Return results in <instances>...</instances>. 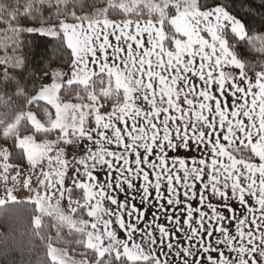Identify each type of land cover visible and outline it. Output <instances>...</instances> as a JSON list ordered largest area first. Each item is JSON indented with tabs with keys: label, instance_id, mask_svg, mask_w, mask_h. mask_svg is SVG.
I'll return each mask as SVG.
<instances>
[{
	"label": "snow or ice",
	"instance_id": "snow-or-ice-1",
	"mask_svg": "<svg viewBox=\"0 0 264 264\" xmlns=\"http://www.w3.org/2000/svg\"><path fill=\"white\" fill-rule=\"evenodd\" d=\"M255 28L264 0H0V160L28 191V264H264ZM18 202L5 186L0 212Z\"/></svg>",
	"mask_w": 264,
	"mask_h": 264
},
{
	"label": "trees",
	"instance_id": "trees-1",
	"mask_svg": "<svg viewBox=\"0 0 264 264\" xmlns=\"http://www.w3.org/2000/svg\"><path fill=\"white\" fill-rule=\"evenodd\" d=\"M251 34L264 35V29L255 28ZM8 35L10 36L11 34L9 33ZM257 46H259V41H257ZM245 52L249 59L257 58V54L252 52L250 48L246 47ZM3 53L4 51L0 50V56H2ZM46 82L50 83L51 81L48 80ZM72 102L76 101L73 100ZM8 161L9 164L18 166V161L14 158L10 157ZM80 195H82V193H80ZM18 201L19 202L15 204L10 203V208L7 211V214L0 212V264H28V261L34 258L33 254L27 247L29 241L27 230L30 219L28 213L31 212L32 206L28 200ZM83 218L86 219L87 217L84 216ZM52 235H55L54 230ZM34 242L37 245L42 243L39 240H35ZM54 246L61 247L60 244H55ZM83 251V249L77 247L69 249V254L72 256L83 257L81 255ZM43 254V251H41L40 255Z\"/></svg>",
	"mask_w": 264,
	"mask_h": 264
},
{
	"label": "rangeland",
	"instance_id": "rangeland-1",
	"mask_svg": "<svg viewBox=\"0 0 264 264\" xmlns=\"http://www.w3.org/2000/svg\"><path fill=\"white\" fill-rule=\"evenodd\" d=\"M0 39H3V38L0 37ZM0 46L2 47V45H0ZM4 54L5 53H3L2 56ZM53 111H54V109H53ZM37 142H43V141L42 140H38ZM7 163L9 164V161H7ZM4 164H5V161L0 160V192L3 191V188L5 186H7L8 188H12L13 184H16L17 185V197H18V200H28V191H27V189H23L22 191L19 189L20 179L17 176V171H14V169H17L18 166H13V165L9 164V168H8V171H7L8 180L5 181L4 180V175H5ZM14 177H16L15 180L13 179ZM24 179L25 180H29V179L34 180L35 177L30 175V170H29V173H26L24 175ZM70 256L72 257V259H75L77 261L80 260V259H83V257H77V256H72V255H70Z\"/></svg>",
	"mask_w": 264,
	"mask_h": 264
},
{
	"label": "crops",
	"instance_id": "crops-1",
	"mask_svg": "<svg viewBox=\"0 0 264 264\" xmlns=\"http://www.w3.org/2000/svg\"><path fill=\"white\" fill-rule=\"evenodd\" d=\"M151 217H150V215H149V219H150Z\"/></svg>",
	"mask_w": 264,
	"mask_h": 264
}]
</instances>
